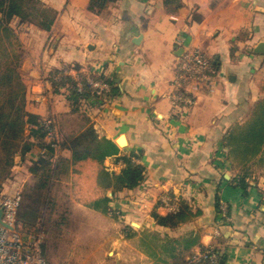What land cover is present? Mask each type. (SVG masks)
Wrapping results in <instances>:
<instances>
[{
  "label": "crops",
  "instance_id": "1",
  "mask_svg": "<svg viewBox=\"0 0 264 264\" xmlns=\"http://www.w3.org/2000/svg\"><path fill=\"white\" fill-rule=\"evenodd\" d=\"M41 1L57 11L50 30L14 27L29 52L21 65L26 109L42 123L52 121L60 142L89 124L116 143L123 135L119 155L136 153L145 167L137 187L115 190L99 181L101 163L72 165V151L60 147L53 161L71 162L58 176L69 178L68 212L55 214L52 243L39 221L44 209L39 223L24 230L41 235L49 263L66 264L59 243L68 236L81 244L74 264H189L206 248L217 250L219 264H264V176L241 183L226 144L230 129L264 97V53L254 51L264 42V0H110L97 11L89 9L91 0ZM195 51L211 63L212 81L179 86V63ZM57 70L82 88L92 79L109 89L98 103L80 99L75 107L67 89L49 80ZM173 92L192 103H173ZM43 151L37 143L24 159L15 158L0 199L37 190L39 173L31 165ZM119 155L103 162L109 172L124 168ZM165 195L193 216L176 227L158 224L155 213H173ZM103 197L110 199L106 211L95 208ZM83 238L96 240L97 251L87 254Z\"/></svg>",
  "mask_w": 264,
  "mask_h": 264
},
{
  "label": "trees",
  "instance_id": "2",
  "mask_svg": "<svg viewBox=\"0 0 264 264\" xmlns=\"http://www.w3.org/2000/svg\"><path fill=\"white\" fill-rule=\"evenodd\" d=\"M109 1L91 0L89 9L97 11L104 8ZM56 16L57 11L41 0H0V191L15 166V158L21 156L24 159L38 143L44 152L33 162L32 167L40 174L36 191L41 201L39 198L35 203L42 202L44 205H47L48 198L46 195L43 196L42 190L49 187L54 178L68 172L71 162L64 157L57 162L53 161L57 150L50 143H45L47 129L38 115L26 109L27 88L25 83L17 82V79L22 77L17 72L20 61L18 47L21 46V40L12 22L19 26L34 23L42 29L50 30ZM62 71H55L61 74L58 78L54 77L52 83L58 91L67 89V98L72 105L76 107L80 99L98 103L101 95L91 93L92 88L85 78H82L83 88L79 90L77 81ZM226 144L237 166L241 167L239 180L241 183L246 182L249 172L248 166L245 167L243 164L256 162L264 169V97L255 103L245 121L230 129ZM60 147L72 151V165L87 159L101 163L99 181L107 182L109 185L114 183L115 190L135 188L145 178V167L137 162L139 155L136 153L119 155L121 149L118 144L112 139L101 137L93 124H89L78 134L62 140ZM115 155H119L118 160L125 165L120 173H111L103 166L107 157ZM109 201L108 197H103L96 201L95 208L106 211ZM23 209L25 210L19 212L18 219L29 229L38 221L41 211L33 209V205L30 204L25 208L23 206ZM154 216L158 224L176 227L190 219L193 212L187 205H183L177 212L165 216L155 213ZM193 244L194 242L187 241V247Z\"/></svg>",
  "mask_w": 264,
  "mask_h": 264
},
{
  "label": "built area",
  "instance_id": "3",
  "mask_svg": "<svg viewBox=\"0 0 264 264\" xmlns=\"http://www.w3.org/2000/svg\"><path fill=\"white\" fill-rule=\"evenodd\" d=\"M178 69L179 76L176 84L179 86L187 81H193L200 85L212 81V65L199 51L187 55L179 63ZM64 73L68 74V71H64ZM89 85L98 95L109 89L108 85L97 80H89ZM78 87L80 90L82 89L81 84ZM171 98L173 103L181 100L192 103V100L175 92L171 94ZM43 125L47 129L46 137H48L49 143L58 151L60 134L52 125V121L46 120ZM162 200L173 213L178 211L177 205L170 196L165 195ZM22 202L23 193L20 189L12 194L6 193L0 199V207L3 211L0 221V264H50L43 250L41 235L24 231L25 228L18 219ZM220 209L227 217V207L221 204ZM219 261L220 256L217 250L206 248L191 256L189 264H219Z\"/></svg>",
  "mask_w": 264,
  "mask_h": 264
},
{
  "label": "rangeland",
  "instance_id": "4",
  "mask_svg": "<svg viewBox=\"0 0 264 264\" xmlns=\"http://www.w3.org/2000/svg\"><path fill=\"white\" fill-rule=\"evenodd\" d=\"M12 25L16 29H19V25H17L16 23H13L12 22ZM18 52L20 54V61H19L18 66H17V72L20 75H23L21 65H22L23 61L25 60V58H26V56H27V54L29 52H28V49H25L24 46L18 47ZM56 73L57 72L52 71L48 75L50 81L53 80L54 75H55V77L57 76L58 73L57 74ZM68 75H69V72H68ZM50 81H49V83H50ZM17 82L18 83H20V82L24 83V78L23 77L18 78L17 79ZM235 164L237 166V163L236 162H235ZM243 165H245V167L248 166L249 172L247 174V177H250V178L255 177L254 181H259V182L262 181V179H260V178H262L261 177L262 175L264 176V173L261 172V170H264V169L261 168L259 165H257L256 162H254V163L251 162V163L243 164ZM31 166L33 167V164ZM238 170L241 171V167L240 166L238 167ZM39 175L40 174H38V176ZM240 175H241V173H240ZM64 179L65 178H63L62 180H64ZM67 179H69V178H67ZM67 179L64 180V182H63L62 180L60 181V178H58V179L54 178L53 181L51 182L52 188L51 187L50 188L47 187V188H44L42 190L43 191V196L46 195V197L48 198L47 205H44L42 202L41 203H37V202L35 203V201L38 200L39 198H40V201H41V197H39V193L37 191H35L33 188H29V189L27 188V190H25V192H23V202H22V205L20 207L19 212L21 210L24 211L25 209H23V206L25 208V206L26 205H29V204L30 205H33V209H38L39 211H41L42 209H44L45 210V212H44L45 215L42 216V219L39 220V221L40 222L42 221L43 227H44L43 228L44 229L43 231L49 237V238H47V240H50V243H52V241H51L52 236H49V233L52 234L51 231H50V228L53 227V225H54L53 219L55 218V214L59 215L60 213L63 212V210H66V212H68L67 211V208L68 207H66V206L68 204V202H67V196L69 194H68V190H65V186L66 187L68 186V184L66 183ZM38 182H39V177L37 178V183ZM77 182H78V180H77ZM56 199H57V202H55ZM24 201H25V204H24ZM39 221L36 222L34 225H37L39 223ZM25 230H29V229H25ZM88 230H90V229H88ZM30 231L32 232V231H34V229H32ZM67 235H69V234H67ZM66 239L67 240H65V239H61L60 240V243H59V249L60 250L59 251L65 252L64 253L65 255L63 256V258H65V256H67L66 257L67 260L65 261L66 264H74L72 262L75 259V255H76L75 253L76 252H80V250H81V244L79 242V244L77 245V247H75V243L73 242L75 239L68 238V236H66ZM70 241H71V243H70ZM83 242L85 244V245L83 244L85 246L84 250H85V252L87 254H89V253H91L93 251H97L98 244H96V242H97L96 240L94 241L93 239L83 238Z\"/></svg>",
  "mask_w": 264,
  "mask_h": 264
},
{
  "label": "water",
  "instance_id": "5",
  "mask_svg": "<svg viewBox=\"0 0 264 264\" xmlns=\"http://www.w3.org/2000/svg\"><path fill=\"white\" fill-rule=\"evenodd\" d=\"M254 51L256 53H264V42H261L259 43L255 48H254ZM123 137V135L117 140V143L120 145V146H124L121 144L120 142V139ZM2 214H3V211H2V208L0 207V221H1V217H2Z\"/></svg>",
  "mask_w": 264,
  "mask_h": 264
},
{
  "label": "bare ground",
  "instance_id": "6",
  "mask_svg": "<svg viewBox=\"0 0 264 264\" xmlns=\"http://www.w3.org/2000/svg\"><path fill=\"white\" fill-rule=\"evenodd\" d=\"M123 145V144H122Z\"/></svg>",
  "mask_w": 264,
  "mask_h": 264
}]
</instances>
